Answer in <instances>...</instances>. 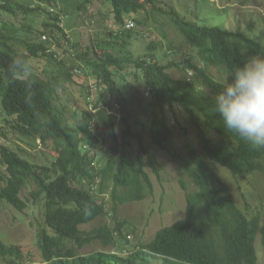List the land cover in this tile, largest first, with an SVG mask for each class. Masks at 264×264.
I'll return each mask as SVG.
<instances>
[{
  "label": "trees",
  "instance_id": "trees-1",
  "mask_svg": "<svg viewBox=\"0 0 264 264\" xmlns=\"http://www.w3.org/2000/svg\"><path fill=\"white\" fill-rule=\"evenodd\" d=\"M55 1L0 0V101L5 113L0 131L51 143L54 149L52 162L40 165L0 142V166L5 169H0V204L24 211L22 193L33 185L34 202L41 200L44 209L37 233L39 260H33L24 246L0 238V264H259L264 215L249 203L244 208L237 203L221 169L237 180L264 174L262 121L247 106L256 86L252 64L264 57V42L240 28L197 25L174 7H160L161 0H106L120 30L92 38L76 54L101 91L94 109L109 113L111 130L104 129L99 137L92 131L89 107L69 100L68 84L76 68L60 60L46 41L55 32L67 39L61 17L45 9ZM79 1V9L87 3ZM44 11L54 22L43 21L38 30L22 22L30 36L19 37L21 29L12 19ZM138 15L153 22L167 17L196 54L176 61L171 52L164 64L154 41L141 55L135 54L137 36L130 29V17ZM129 70L141 75L148 90V139L144 126L133 124L124 84ZM48 71L52 74L46 77ZM258 71L264 107V66ZM178 110L197 130L194 142L180 126L184 154L171 127ZM119 115L124 126L120 137ZM155 148L180 168L185 216L162 227L149 241L139 236L136 241L135 224L122 217L120 209L154 193L150 171L158 176L160 169ZM101 218L109 221L92 230L84 228ZM96 243L104 250L82 253Z\"/></svg>",
  "mask_w": 264,
  "mask_h": 264
},
{
  "label": "rangeland",
  "instance_id": "rangeland-1",
  "mask_svg": "<svg viewBox=\"0 0 264 264\" xmlns=\"http://www.w3.org/2000/svg\"><path fill=\"white\" fill-rule=\"evenodd\" d=\"M15 1L28 4L35 3L34 0ZM79 2V0H56L52 5L45 7L46 10L61 17L60 26L67 35V39H65L60 32H55L54 37L48 36L46 41L49 42L52 51L57 54L60 60L76 68L74 69L73 81L68 84L72 92L69 100L74 98L73 102L78 100L86 108L89 107L94 118L92 131L101 137L105 135L104 129L111 130L109 128V118L107 117L109 113L104 108L101 112L94 109V104L101 91L90 69L83 64H79L76 54L81 52L83 47L90 45L92 38L104 37V32L112 29L120 30V27L116 24L106 0H87L86 5L80 9L78 8ZM160 7L164 9L174 7L187 19L200 26H220L225 29L240 28L241 30L251 31L264 42V0H161ZM130 18L134 22V26L130 29L137 36V41L133 44V50L138 56L144 52L152 41L157 45L156 53L164 59V64L168 62L169 57H167V54L171 52L173 53L171 58L176 61L191 54H196L170 24L167 17H158L156 22L145 20L141 15L131 16ZM133 18L145 23V25L135 23ZM12 21L21 29L18 36L25 38L29 37L30 34L24 32L22 22L38 30L42 28L43 21L53 23L54 19L44 11L39 14H32L28 19L23 20L22 17H19L18 19H12ZM128 22H130L129 19ZM126 29L130 30L129 28ZM78 65H80V68H77ZM260 66H264V57L252 64L256 86L247 99V106L253 115L262 121L261 127L264 132L263 87L259 86L261 78L258 75ZM50 71L46 73V77L52 74ZM212 72L217 77L219 76L217 71ZM172 73L175 77L181 76L180 72L172 71ZM124 77L127 80L124 84H128L126 93L130 112L133 116V124H138L140 127L144 126L147 130L148 139L150 120L149 117L147 118V109L149 108L147 87L141 75L135 71L129 70ZM120 85L123 86V83ZM3 115L5 116V113L0 101V128L2 129V126H4L2 122ZM117 126V134L120 137L124 129L120 115L117 117ZM180 126L187 129L194 142L198 140L197 130L190 123L189 118L178 110V119L171 123V127L175 133L178 149L184 154V134ZM0 133L6 134V137H0L2 144L19 152L34 163L49 165L54 159V149L51 143L43 145L40 141L33 142L25 138H16L7 129L0 131ZM154 153L160 165L158 176L149 170L154 184V193L142 202L128 204L120 209V215L125 216L135 224L136 241H139L138 236L140 241H149L162 227L171 225L185 216L186 198L185 192L179 184L181 178L180 168L166 153L157 148L154 149ZM0 169L5 172L3 167L0 166ZM221 173L229 192L242 208L245 207L246 203H249L252 208L261 211L264 215V174H256L237 180L223 169H221ZM34 189L35 187L32 185L23 191L21 198L27 207L22 212L6 203L0 204V238L8 244L24 246L25 252L33 260L38 261L40 257L37 249V233L43 225L44 209L41 200L34 202L31 195ZM108 221V219L101 218L84 228L92 230ZM131 241L136 242L133 237ZM95 249L101 250L103 248L96 243L86 247L82 253L88 254ZM259 264H264V251L260 254Z\"/></svg>",
  "mask_w": 264,
  "mask_h": 264
}]
</instances>
